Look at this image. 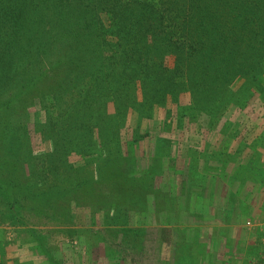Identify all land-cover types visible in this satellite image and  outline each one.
Segmentation results:
<instances>
[{"label":"rangeland","instance_id":"1","mask_svg":"<svg viewBox=\"0 0 264 264\" xmlns=\"http://www.w3.org/2000/svg\"><path fill=\"white\" fill-rule=\"evenodd\" d=\"M238 13L240 29L219 48L229 54L209 69L219 80L184 86L186 73L177 75L169 52L158 76H173L179 87L162 96L161 80L158 91L153 80L144 89L129 75L120 100L112 98L117 83L106 95L101 82L113 81L120 68L108 79L99 70L67 80L77 72L68 48L83 67L95 60L83 27L69 45L46 43V54L30 66L21 55V72L12 63L15 44L0 43L9 63L6 72L0 66V264H264V20L248 46L241 22L259 15ZM248 53L263 61L256 65L262 76L241 72L234 58ZM209 55H197L196 64L206 67ZM139 147L157 148L156 156L174 152L181 176L192 180L165 181L150 218L126 220L137 202L112 194L140 177ZM99 181L112 182L110 193ZM152 182L138 181L137 191L151 193Z\"/></svg>","mask_w":264,"mask_h":264},{"label":"trees","instance_id":"2","mask_svg":"<svg viewBox=\"0 0 264 264\" xmlns=\"http://www.w3.org/2000/svg\"><path fill=\"white\" fill-rule=\"evenodd\" d=\"M257 1L0 0V43L10 41L15 44L18 52L15 53L14 49L9 51L14 55L12 63L17 65V70L21 72L25 68L21 64L23 56L28 58L25 60V65L30 66L34 64L35 59L39 60L46 54V43L54 45L56 42L67 41L69 45L68 43L79 33H83L81 30L83 27L89 32L90 37L83 38L93 42L87 48H90L95 60L93 64L83 67L81 66L83 59L76 49L68 48L72 68L77 72L75 74L70 72L66 77L67 80L80 81L86 74L96 76V71L99 70L103 72V77L108 79L114 76V70L120 68L121 72L115 75L113 81L101 82L100 85L105 89L103 91L106 95L117 83L112 98L120 100L118 93L121 92L123 85L121 82H126L124 78L129 75L134 78L140 77L144 89L150 85L146 82L153 80L155 83L150 87H156L158 91L157 86L161 80L162 96L167 92L174 93L179 87L174 83L173 76L167 74L160 79L158 76L160 69L165 68L164 56L169 52L177 57L175 70L177 75L185 76L186 73L184 79L189 82H183L184 86L189 84V87L194 89L196 85H205L206 78L207 85L217 82L219 77L214 79L209 69L212 64H221L225 61V59L219 61L218 56L227 52L219 48H226L228 43L226 37L229 35L232 37V34L240 29L238 9L249 12V15L250 12L253 16L259 15L256 19L241 22L245 28H249L245 41L248 46L253 33L258 34L261 29L264 11L257 13L254 10L258 6ZM260 46L264 47V43ZM3 47L1 46L0 49L4 53ZM200 53H211L209 56H212V59L206 67L196 64L195 58ZM249 53L253 56V49ZM249 53L246 57L242 56L241 59L234 58V60L239 61L244 75L262 76V70L256 65L263 61L252 60ZM7 65L9 63H4V59L0 58V66L5 72ZM88 68H94L95 71ZM10 77L12 80H17L16 74ZM190 80L194 83L190 84ZM215 86L212 88L213 92L218 88ZM213 111L215 114L216 111L211 109V112ZM109 148L118 153L123 146ZM1 186L4 189V185Z\"/></svg>","mask_w":264,"mask_h":264},{"label":"crops","instance_id":"3","mask_svg":"<svg viewBox=\"0 0 264 264\" xmlns=\"http://www.w3.org/2000/svg\"><path fill=\"white\" fill-rule=\"evenodd\" d=\"M136 150L138 152H135L137 154V158L140 160V167L138 170V174L140 177H137L135 181V184H130V181H124V187L122 190H119L117 193L112 194V197L115 200H118V198L124 197L125 200L129 199V196H132V199L137 202V206H130L128 205V208L126 210V220H133V216L137 217H145V219L150 218L151 212H154L155 209H158V204L151 205V200H154L153 197L157 199V193H161L163 190L159 189L160 186H167L165 181H191L192 178H188L186 176H181V171L179 166L176 167L175 164L180 165V156L175 155L174 152H169L168 156H156L157 154V148L155 147H139ZM185 158V157H183ZM112 159H117L115 156L112 157ZM153 163L155 164V169H153L151 166H153ZM150 165V169H149ZM175 166V167H173ZM146 175V176H145ZM142 176V177H141ZM194 180V179H193ZM139 181L140 185L143 186L144 181H153L152 189H150L151 193H148V191L143 189L141 187L138 188L137 191V182ZM100 184L104 187V191L110 193V186L112 185L110 181H99ZM106 182V183H104ZM164 186V190H165ZM156 193H153L155 192ZM108 193H104L103 195H107ZM123 198V199H124ZM133 200V201H134ZM110 201V200H108ZM157 206V207H156ZM111 207L108 206V210H110ZM119 209V207L116 205L113 206V210ZM161 210V209H160ZM115 212V211H114ZM133 212V213H132ZM117 213V212H116ZM163 213V212H162ZM136 217V218H137ZM121 227V226H120Z\"/></svg>","mask_w":264,"mask_h":264}]
</instances>
